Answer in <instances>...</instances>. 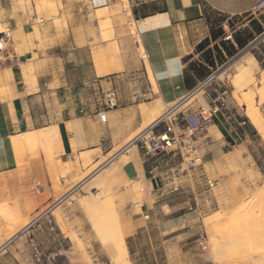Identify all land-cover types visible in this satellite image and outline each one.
<instances>
[{"label": "crops", "instance_id": "0c3cea01", "mask_svg": "<svg viewBox=\"0 0 264 264\" xmlns=\"http://www.w3.org/2000/svg\"><path fill=\"white\" fill-rule=\"evenodd\" d=\"M70 1L71 13L63 15L64 0H0V197L13 200L16 210L12 221L0 225V230L8 232L0 234V264L9 256L17 264H34L24 247L33 246L37 230L23 233L32 222L19 228L59 198L60 203L50 207L37 224L40 229L51 219L53 241L71 244L69 234H75L88 247L90 232L117 225L125 236L117 235L115 246L122 241L129 264L147 263L140 241L154 233L161 239L163 256L156 264H202L200 259L190 261L171 253L170 241L175 239L171 236L189 227L191 215L201 214L199 207L188 203L193 199L198 205L199 185L220 184L224 178H219L218 169L247 151L250 127L255 129L246 114L247 103L264 117L261 90L252 81L263 78L264 38L240 48L227 35L235 29L225 24L212 28L208 16L242 17L261 0H126L127 7L122 0H108L107 9L99 11L103 16L99 23L109 24L108 12L113 39L99 53L98 62L84 26L75 27L70 21L76 18V0ZM49 4L55 6V13L42 10ZM126 11L135 20L143 59L134 52L137 43L122 31ZM63 32L72 39L66 53L86 51V63L65 62L63 50L50 45ZM206 40L207 47L216 45L225 59L236 57L224 69L249 55L253 70L240 77L223 74L224 69L196 77L190 67L204 50L198 46ZM75 70L87 73L75 78ZM109 90L114 91L117 106L105 112L102 124L97 116L100 96ZM191 98L182 112L173 110L168 119L158 122L166 110ZM175 116L194 117L198 167L197 162L178 163L173 149L146 155L140 147L142 134H161ZM30 132L39 146L31 154H20L11 139ZM197 168L204 174L197 176ZM85 178L92 185L90 193L81 190L71 200ZM98 179L106 180L100 189L93 186ZM58 186L66 189L64 195L56 194ZM178 199L185 201L175 205ZM4 205L3 200L0 208ZM157 215L164 219L158 222Z\"/></svg>", "mask_w": 264, "mask_h": 264}, {"label": "rangeland", "instance_id": "374dc122", "mask_svg": "<svg viewBox=\"0 0 264 264\" xmlns=\"http://www.w3.org/2000/svg\"><path fill=\"white\" fill-rule=\"evenodd\" d=\"M122 1L127 7V1ZM70 2V0H64L65 6L63 10L65 12H63V15L65 13H71ZM75 2L74 9L76 18L75 20L70 19V21L75 27L84 26V34L85 32L89 34V46L91 48V53H93L94 61L98 62L99 53H102L103 47L110 44L113 39L112 25L108 12L107 17L109 19V24H100L99 22L103 19V16L100 15L99 11L103 8H88L87 0H76ZM45 9L55 13V6L53 4L43 5L42 10ZM208 17L212 23V28L222 26V24L233 27L235 31H229L227 35L234 41L238 39L244 42L251 37L252 40L248 42L246 47L263 42L264 6L255 9L245 16L237 18L227 19L215 13H209ZM85 26H88V29H85ZM57 27H60L58 23ZM122 31L127 32L132 37V40L137 43L138 48L136 49L134 46V52L137 57L143 59V49L137 38L135 26L133 24L127 26L125 23L123 24ZM257 31H260V34H257ZM71 43V37H66L63 32V34H59L55 41L52 40L50 45L57 44L58 48L63 50L64 53L62 58L65 62L68 61L73 64L86 63L89 55L86 51H80L73 56H69L66 53ZM209 45V42H207L199 48L204 50L201 54L195 56L192 64L199 65L205 71V74L209 73V75H214L227 67L236 57L232 58V60L230 58L227 60L217 51L216 45L207 47ZM123 47L122 45L119 46L120 50ZM209 62L213 64L212 67L209 66ZM235 62L236 61H234V63ZM144 63L147 66L146 59ZM200 63L203 65H200ZM85 73H87L86 70H75L73 75L75 78L85 77ZM193 98L178 104L175 112H182V110L193 101ZM223 98L225 99V95ZM220 102L223 103V101ZM194 126L195 121L193 123V128ZM22 137L21 135L11 140L22 139ZM248 139L247 151L238 155L237 158L233 160V163H231V161L229 163L224 162L226 167L222 169L219 168L216 172L219 178H224L220 184L205 185L202 183L199 185L201 197L198 199V205H196L197 200L193 199L188 203H190L191 207H199L198 211L201 212V214L198 215L196 213L191 215L187 221L189 227H184L171 236L175 237V239L170 241L171 253L176 256L178 254L182 255V257L186 256L190 261L197 262L200 259L202 264H264V139L259 131L252 127H250ZM192 140L194 144V133ZM26 145L27 144L22 145L21 149H15L19 151L20 154H24L25 152L31 154L35 151L36 147L39 146V140L36 138L34 142L28 143L27 147H25ZM194 146L198 149L197 145L194 144ZM177 158L178 163L188 165L189 160L192 159L193 156H186L183 153L182 156L178 154ZM199 165L200 162L198 161L195 166L198 167ZM183 172L186 173L185 170ZM196 173L197 176H201V173L204 174V170L197 168ZM105 184L106 180L98 179L93 183V186L100 189ZM91 186L92 185L89 184V178L82 180L79 184L80 188L71 194L73 195L71 200L78 198L76 194L81 190L83 193L89 194ZM65 190L64 187L58 186L56 194L59 196L62 194L64 195ZM99 197L100 195L97 198ZM69 199V197L66 198L65 202H69ZM3 200L5 208H0L1 226L12 221L16 211L13 200L9 201L7 198L1 199L0 197V203H2ZM58 200L44 209L43 212L41 211L37 215H32L31 218H27L31 219L32 223L30 225L28 224L29 226L27 225L28 227L22 232L24 234H30V229L35 228L37 233H35V237H32V247L30 246L31 243H29V245L25 244L24 254L26 257L29 258V256H31L34 264H129L122 241L119 242L120 246H115L117 235L125 236V232L120 230L117 225L111 226L110 230H95L90 232L91 239L88 240V247H85L81 241L77 239L75 234L68 233L71 238L70 244L67 241H53L54 234L48 226H41V228L38 229V222L49 214L52 207L60 203H57ZM183 201H185V199H178L174 201V203L175 205H180ZM10 202L11 204L13 203L12 207H9ZM54 216L59 218L60 210L55 211ZM172 216H174V214H172ZM6 218L8 219L3 221V219ZM162 219H164L162 215H157L158 222L162 221ZM7 233V231L0 230V234ZM80 234L81 232H79L78 235ZM200 240H202L205 249H202V246L199 245ZM110 243H112L113 246L108 247ZM140 244L144 246L143 248H145L147 252L145 255L147 257L146 264H156L161 261L163 258L161 254L162 242L157 234H150L149 238L141 240ZM33 248L35 252H32V255L31 251ZM108 251L113 258V263ZM35 255L39 257V261L35 260ZM139 257H141V254ZM2 264L17 263L13 259V256H9Z\"/></svg>", "mask_w": 264, "mask_h": 264}, {"label": "built area", "instance_id": "2783aa9c", "mask_svg": "<svg viewBox=\"0 0 264 264\" xmlns=\"http://www.w3.org/2000/svg\"><path fill=\"white\" fill-rule=\"evenodd\" d=\"M87 4L91 9L106 8L109 4L108 0H87ZM264 6V0H261L256 9ZM124 21L127 26L133 24L135 26V20L131 12L126 11L124 15ZM230 38V37H229ZM144 56V55H143ZM117 106L115 93L113 90H109L102 93L101 96V108L97 111V116L102 124L106 122L105 112L111 110ZM177 108H170L158 120L159 123L164 122ZM193 123L194 117L188 119H180L175 116L168 125H165V129L161 134L152 135L149 133L142 134L140 136V147L146 155H158L165 153L168 150H174L180 156L184 153L186 156L192 155L193 158L189 160L188 164H194L199 161L198 149L194 146L193 136ZM38 189V184H36ZM48 228H52L51 219L47 220ZM199 245L202 249H205L202 240ZM35 260L39 261V257L35 255Z\"/></svg>", "mask_w": 264, "mask_h": 264}, {"label": "bare ground", "instance_id": "6f19581e", "mask_svg": "<svg viewBox=\"0 0 264 264\" xmlns=\"http://www.w3.org/2000/svg\"><path fill=\"white\" fill-rule=\"evenodd\" d=\"M132 25V24H131ZM247 63L246 65L248 67H246V69H243L242 64ZM253 64V60L252 57L249 55H246L245 57L243 56V58H240L238 61H236L235 63H233L231 65V67L229 69H225L222 73L223 74H227V75H237L240 77V74H250L251 70H253L252 67ZM221 73V74H222ZM264 73V72H263ZM262 74V73H261ZM254 76V75H253ZM263 78L259 80V78H255L253 81L254 85H256L259 90H261V100H264V74L262 75ZM241 79V78H240ZM219 80V79H218ZM239 82V81H238ZM240 83V82H239ZM241 86V85H240ZM239 86V87H240ZM238 88V85H237ZM243 89V87H240ZM166 106V105H165ZM240 106V105H239ZM246 114L249 118V120L251 121V123L253 124V126L259 131L260 135L262 136V138L264 139V117L263 115L260 113V111L258 110V108H256L254 105H252V103H247V110H246ZM245 115V114H244ZM159 118V117H158ZM152 122V121H151ZM148 125V124H146ZM150 126V125H149ZM144 130V129H143ZM138 135V134H137ZM136 135V136H137ZM22 139H18V140H11L12 141V145L14 148H22V145L27 144L25 147L28 146V143H32L36 137H35V133L34 132H30V133H26L22 135ZM133 140V139H132ZM129 142V141H128ZM132 142V141H130ZM9 143V142H8ZM129 144V143H128ZM130 146V145H129ZM126 147V145H125ZM115 153V152H114ZM32 221H27L26 223H24L22 226H20V230H22L23 228H26V226L28 224H30ZM25 230V229H24ZM1 246V245H0Z\"/></svg>", "mask_w": 264, "mask_h": 264}, {"label": "trees", "instance_id": "16d2710c", "mask_svg": "<svg viewBox=\"0 0 264 264\" xmlns=\"http://www.w3.org/2000/svg\"><path fill=\"white\" fill-rule=\"evenodd\" d=\"M257 34H260V31H257ZM252 40V38L251 37H249V40H246V41H240V40H238V39H235V42H236V44L240 47V48H243L245 45H247L248 44V42L249 41H251ZM208 41L206 40V41H204V42H202L199 46H198V48H200L201 46H203L204 44H206ZM218 51V50H217ZM209 66H213V64L212 63H210L209 62ZM191 71H193V75H195L196 77H200V78H203V77H206L205 76V71L202 69V68H200V67H198V66H195V65H191ZM187 83H188V80H187Z\"/></svg>", "mask_w": 264, "mask_h": 264}]
</instances>
